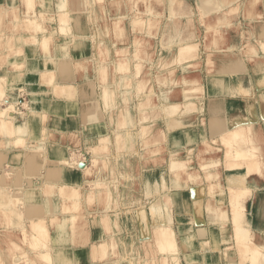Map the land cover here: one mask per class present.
I'll use <instances>...</instances> for the list:
<instances>
[{"label": "crops", "instance_id": "crops-1", "mask_svg": "<svg viewBox=\"0 0 264 264\" xmlns=\"http://www.w3.org/2000/svg\"><path fill=\"white\" fill-rule=\"evenodd\" d=\"M136 13L153 18V32L134 26ZM29 17L42 29L28 25ZM63 24L74 36L61 31ZM80 37L86 42L76 48ZM138 39L145 51L140 73L133 64L119 71L116 50L127 48L132 59ZM183 42L198 43L199 56L174 58L173 48ZM100 43L108 54L100 53ZM4 76L11 79L8 89H26L18 95L20 106L36 114L17 117L15 134L0 133V175L9 178L0 183V204L16 189H37L36 198L24 197V212L38 205L47 216L46 183L80 187L85 204L93 183H110L113 202L116 183L121 189L108 224L90 220L104 213L96 212L103 204L96 198L95 214L87 206L86 218L75 213L68 241L60 243V232L49 226L53 264H128L132 243L146 242L157 264H241L230 190L243 180L250 190L242 199L244 219L254 242L264 245V162L251 174L246 165L229 166L222 140L236 121L254 123L264 159V0H0ZM126 76L129 84L120 85ZM106 87L112 93L107 100ZM124 130L134 143L120 155L115 134ZM104 137L105 148L99 144ZM65 159L76 162L60 164ZM162 195L171 204L173 251H161L154 236L163 220ZM7 228L0 222V230ZM101 237H111L121 256L113 247L95 253ZM31 256L29 264H43Z\"/></svg>", "mask_w": 264, "mask_h": 264}, {"label": "bare ground", "instance_id": "bare-ground-1", "mask_svg": "<svg viewBox=\"0 0 264 264\" xmlns=\"http://www.w3.org/2000/svg\"><path fill=\"white\" fill-rule=\"evenodd\" d=\"M96 1L97 3L101 4L102 0H96ZM86 15L89 21H91L93 17L92 12L91 11L89 12L88 10V12H86ZM95 15H96L97 20L103 17L102 15H99V16L98 14H95ZM133 18H134L133 23L135 27L142 26L140 28H143V25H144V26H147L149 31L153 32V29H151L154 26L152 17H149V16L144 17L140 13H136ZM79 21L80 20H76V23H79ZM27 24L31 25L37 31L42 29V26L39 24V21L36 18L29 17L27 20ZM61 31L66 36H74L72 26L70 25L63 24L61 26ZM84 42H86L84 38L82 37L78 38L77 41L75 42L76 44L75 47L76 48L82 47L84 45ZM101 44L103 43H100L98 45V49L100 53L105 52L106 54H108L109 51L107 49V46L101 45ZM126 49L127 48L120 47L119 49L116 50V53L119 55L118 61L116 63V67L119 69V71H128L130 70V67L133 64L135 68L137 69V73H140L143 67V63H144V58L142 56L143 52H145L143 49V43H141L140 39L136 41L134 52H133L134 55L132 59H129L127 54H129L130 52H128L129 50H126ZM172 52L173 54H175L174 58L176 57V59L180 61L197 58L199 56V44L194 43V42H186V43L183 42V43L176 45V47L173 48ZM147 54H149V52H147ZM176 59H173L172 61L169 60L168 62L164 61V65L166 66L167 63L176 61ZM151 61H154L153 57L148 58L146 62L148 63L150 62L151 64ZM65 67L68 68V65H66ZM122 78L119 79L120 85H123V84L126 85L127 83L129 84L130 76L128 77L126 76ZM111 94L112 93L110 92V90L106 87L103 92L104 98L107 100ZM10 100L11 101L9 102H12L13 104L9 102L3 103L4 100L1 102V105L3 107H1V111H0V131L4 134L9 133L13 135L16 132V129H15L16 118L24 117L27 114L26 113L27 111L29 112L31 116H34L36 114L35 112L36 109L30 107L28 108L27 111H23L24 109L22 110L20 106L21 105L20 99L18 100L16 105L14 104L15 101L12 98ZM25 102L26 101H24V103L22 102L23 106ZM25 106L28 107L27 104H25ZM8 111L13 113L12 114L13 116L10 115ZM129 131L124 130L122 132H118V133L116 132L115 134L116 144L118 146V151L120 155L124 147H129L130 145L129 141L131 142L133 140L132 138H129L130 137L128 135ZM255 135H256V129H255L254 123L242 124L241 122H238V121H236V125L233 128L229 129L223 135L222 140L224 144L225 145L227 144V146H229L230 148V151L227 154V162L229 166L235 167L239 165H246L249 174L253 172H257V171L261 172L264 159L261 157V154H260L261 151L259 150L260 149L259 146L254 143ZM229 139L236 140V144L234 143L231 145V142H229ZM108 143H109V139L104 137L100 139L99 144L100 146L105 148L108 146ZM133 143L134 141H132V145ZM75 160L73 159L72 161H70V159H65L64 161L60 162V164H65L67 166L73 165L76 162ZM98 162H99V159L95 158L94 164L98 165ZM180 164H181V167H183V163L181 161H180ZM92 172H93L92 166H88L86 169L87 176H91ZM6 179H9V178H7L6 176L0 175V183L6 182ZM109 184L110 183H105V182L104 183H99V182L93 183L91 185V188L85 192V195H87L89 198L95 197L101 200L105 194L110 193ZM241 184H242L241 187H237V188L232 187V189L230 190L233 193V195L238 196V200L234 203V206L236 205L234 208V212H235L234 221H235V233H236L235 236L237 238L240 237L239 241L236 239L239 245L238 247H239L240 253L242 254L241 257H246V261L250 262L251 264H260L261 262L262 264H264V245L256 244L254 242V236L251 231V223L244 219L242 199L245 197L246 193L249 192L250 190L249 188L245 186L246 185L245 180L241 181ZM3 190H4L2 191L3 193L8 194L7 190L5 189ZM37 191H38L37 189H31V188L16 189V192H17L16 198L17 197L19 199L23 198V201H24V197L27 196L28 198L33 199V198H36L38 194ZM42 191H44L45 197L47 198V208H48L49 215L47 216L42 215V212L40 210H37V209H40V206L38 205H35V206L30 205L31 208L29 206L28 210H26L27 216L25 215L26 212H24V210H23L24 213L22 215L21 210H20L22 203L19 204L17 201H14V202L11 201L9 202L7 206H3V207L0 206V217H1L0 221L1 223H3V225L5 224L6 229H8L7 227H9L10 231L11 230H13V232L17 231L18 235H20L21 237V240L27 241L28 244L32 246L33 250L36 253V256H37L36 258H38L40 263L53 264L52 263L53 256L50 250H51V237L54 232L50 230L47 224L52 225L53 229L55 230V233L56 231L57 233L60 232V234H57L56 236L60 243L66 240L68 241V234H66V232L70 228L73 229V226L75 225V219H76L75 213L77 210L76 207L81 200V193H80V187H77L74 185H68V184L60 185V184L46 183ZM11 196H13V193L10 194V197ZM160 200H161V205H162L161 208H162L163 220L161 221L159 225H156L154 227V236L157 239L158 247L161 249V251L177 250L176 242H175V233L172 227V214H171L170 200L167 195H162ZM7 202L8 201L3 202L2 204L6 205L5 203ZM229 204H230V201H229ZM136 211H139V210H136ZM114 212L115 211L113 210L105 211L103 214H98L97 217L93 216L90 220L91 222H97L98 224H101V225H103L104 223L108 224L109 220H112V218L115 217ZM60 213L62 216L64 215V217L61 218L59 216ZM119 213L122 215L123 211H120ZM2 230H5V229H2ZM2 230H0L1 231L0 236L4 233V231L2 232ZM3 235H4L3 238L5 239H3L2 241H5V243L8 241L11 242L14 239V235L11 233L6 232ZM111 240H112L111 237L110 238L101 237V240L99 239V241L95 242L93 245L94 252L100 253L101 256H103V255H106L107 253L106 251L110 247H113L114 249H116L117 245ZM240 241H243V242H240ZM22 255H24L23 259L25 260L26 258V261H32V259L35 258V257H30L29 252L26 249L25 251L23 250ZM35 261L36 260H33V264H35L34 263ZM153 261L155 262L154 259Z\"/></svg>", "mask_w": 264, "mask_h": 264}, {"label": "rangeland", "instance_id": "rangeland-1", "mask_svg": "<svg viewBox=\"0 0 264 264\" xmlns=\"http://www.w3.org/2000/svg\"><path fill=\"white\" fill-rule=\"evenodd\" d=\"M8 79V80H7ZM11 79H9V77L8 76H4V77H1L0 78V82H1V84H0V111H1V107H3L2 105H1V102L3 101V103L4 102H9V101H11L10 99L12 98L15 102H14V104L16 105V103L18 102V95L20 94V93H22V92H25L26 91V89H24V87H21V86H19V87H14V88H10V90H8V88L7 87H5V85H6V83L8 84V82L10 81ZM3 85V86H2ZM2 86V87H1ZM4 87H5V89H4ZM12 89V90H11ZM11 91V92H10ZM20 96V95H19ZM4 97V98H3ZM22 98H24L25 97V95H22L21 96ZM31 97H33L32 95H31ZM9 103H12V102H9ZM13 104V103H12ZM21 108H22V106H21ZM29 108V107H28ZM23 109V108H22ZM25 110V109H24ZM26 110H27V107H26ZM8 113L10 114V115H12L13 113H11L10 111H8ZM13 116V115H12ZM15 116V115H14ZM0 133L2 134V135H4V133H2L1 131H0ZM7 134H9V133H7ZM12 135V134H11ZM241 141V140H240ZM104 142H105V140H104ZM229 142H231V145L232 144H236V140H233V139H229ZM242 142V141H241ZM226 146H227V144H226ZM102 147V146H101ZM229 151H230V148H229V146H227V154L229 153ZM87 175V174H86ZM82 189H80V193H82V191H81ZM115 190H116V192H117V194H118V192H119V195L117 196V194H116V199H114V202H113V195L111 196L110 195V193H108V194H105L104 195V197L101 199V200H99L98 202L100 203L101 201H102V208H100V209H98V210H96V212H98V211H101V212H105V211H109V210H111L112 208H115V209H118L119 207H120V205L118 206L117 204H118V202H117V197H120V198H122V196H121V192H120V187H118V183H116V185H115ZM84 191H85V188H84ZM7 193H5V195H6ZM17 194V192H16V190H15V192L13 193V196H9L10 198H8L7 200H5V201H8L7 203H5L6 205H4V204H0V206H7L8 204H9V202H11V201H17L19 204L20 203H22L21 204V207H20V210H21V213H22V215H23V206H24V201H23V198H16V195ZM231 197H232V199L234 198V197H236V198H234L235 199V201H234V199H233V202L235 203L237 200H238V196H236V195H233V193L231 192ZM84 196V195H83ZM84 201H87L86 203L87 204H85L84 202H82L81 200H80V202L78 203V205H77V210H76V212H78V213H82L83 214V218H86L87 216L85 215V209L84 208H86V206L88 207V212L90 213V211H92V214H95L94 212V210L93 209H95L93 206H96L97 205V203H96V198L95 197H88V198H84ZM234 203H233V207L235 208V206H234ZM69 204V203H68ZM114 205H116V206H114ZM92 207H93V209H92ZM97 208V207H96ZM108 208H110V209H108ZM233 212H234V209H233ZM79 215V214H78ZM96 216H97V214H96ZM234 218H235V212H234ZM76 219H78V218H76ZM76 219H75V223H76ZM0 220H1V217H0ZM82 220V219H81ZM58 221V220H57ZM144 220H142L141 222H143ZM1 222V221H0ZM133 222V226H134V224L135 223H139L140 224V222H138V220L136 221V220H133L132 221ZM144 223V222H143ZM22 225V224H21ZM47 226L49 227L50 226V224H47ZM52 226V225H51ZM145 224H143L142 225V228H145ZM234 226H235V221H234ZM74 228H75V225L73 226V230H74ZM7 233H11V234H13L14 235V239H13V241H8V242H6L5 243V241H2L3 239H5V238H3L4 237V235H1L0 236V264H7L6 263V261L5 260H3V258L4 259H10V261L12 262V264H20L21 262V264H28V262L26 261V258H25V260L23 259V256L24 255H22L23 254V250L25 251V249L29 252V255L31 254V253H34V255H36V253H35V251L33 250V248H32V246H30L29 244H28V242L27 241H25V240H21V237H20V235H18V232L17 231H15V232H12V231H10V230H8V231H6ZM86 237V236H85ZM240 238V237H239ZM239 238H237L236 237V239L239 241ZM15 241V242H14ZM240 242H243V241H240ZM134 243H132V248H134V251H130L128 254H126V256H125V258L126 257H128V264H157V261L156 262H154L153 261V259H154V256H156V253L155 252H153L152 250H151V243H149V242H146V243H141V244H138V245H133ZM239 244H241V243H239ZM243 244V243H242ZM239 246V245H238ZM29 248V249H28ZM114 249V248H113ZM115 250V249H114ZM32 251V252H31ZM114 254H115V256L118 258V257H120L121 256V254L120 253H118L116 250L114 251ZM242 255V254H241ZM20 256V257H19ZM22 256V257H21ZM31 257H33V256H31ZM118 260V259H117ZM24 261V262H23ZM246 262V257H241V264H244ZM117 264H118V262H117ZM260 264H262V262L260 263Z\"/></svg>", "mask_w": 264, "mask_h": 264}]
</instances>
